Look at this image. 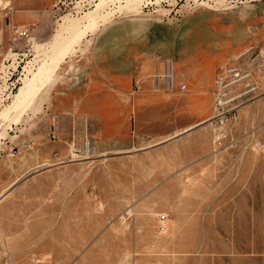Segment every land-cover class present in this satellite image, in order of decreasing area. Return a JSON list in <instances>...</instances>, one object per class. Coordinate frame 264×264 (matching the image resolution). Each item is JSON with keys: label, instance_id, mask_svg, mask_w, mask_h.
Returning <instances> with one entry per match:
<instances>
[{"label": "rangeland", "instance_id": "rangeland-1", "mask_svg": "<svg viewBox=\"0 0 264 264\" xmlns=\"http://www.w3.org/2000/svg\"><path fill=\"white\" fill-rule=\"evenodd\" d=\"M78 1L0 0V264H264V0L103 1L74 37Z\"/></svg>", "mask_w": 264, "mask_h": 264}, {"label": "built area", "instance_id": "built-area-1", "mask_svg": "<svg viewBox=\"0 0 264 264\" xmlns=\"http://www.w3.org/2000/svg\"><path fill=\"white\" fill-rule=\"evenodd\" d=\"M98 0H79V8L76 9L77 12H82V10H87L96 4ZM17 32L22 35L25 33L24 29H19ZM249 50L240 53L235 57L234 62L231 65H225L220 67L214 83H215V98L217 101L218 107L221 105L227 104L234 99H239L243 95L253 94L258 90V85L255 83V71L253 67H259L255 61V58L252 55L244 57ZM264 66V64H263ZM243 81H248L247 89L243 92H238L236 96H233L231 99H226L225 96L230 91L232 85H238ZM154 88L157 91L164 92H174L176 90H185L187 88V83L178 82L176 73H175V63L172 59L167 58L163 60V71L155 75ZM240 86V85H239ZM251 96L248 101L253 100L256 96ZM243 103V102H242ZM238 103V105L242 104ZM238 107V106H237ZM235 108H232L231 111H235ZM256 143V142H255ZM160 228L165 230L166 228V215H160Z\"/></svg>", "mask_w": 264, "mask_h": 264}, {"label": "bare ground", "instance_id": "bare-ground-1", "mask_svg": "<svg viewBox=\"0 0 264 264\" xmlns=\"http://www.w3.org/2000/svg\"><path fill=\"white\" fill-rule=\"evenodd\" d=\"M103 1L106 3H110L113 2L114 0H99L98 2H96L95 6L97 5V7L93 10H91L90 12H92V14H90V16H88L87 12L85 15L83 16L84 19L82 20H72L69 22V26L71 28V32H72V36L75 37V35L79 34L82 31L83 27H89L91 25H96L100 20H102L104 23H106L107 18L104 17V15L99 14V9L100 7H103ZM123 1V5H121L120 11H122V8H127L131 11H139L140 10V4L145 1V0H122ZM148 4V3H147ZM94 6V7H95ZM88 11V10H87ZM98 13H95V12ZM138 13V12H137ZM70 38H68V41L64 42V45L66 46L69 43ZM71 42V41H70ZM63 46V45H62ZM56 48V47H55ZM58 50V49H57ZM60 50V49H59ZM56 51V50H55ZM53 61H51V64H53ZM50 64V65H51ZM50 67V66H48ZM46 68L45 70L48 72L49 68ZM54 68V67H53ZM52 68V69H53ZM51 69V68H50ZM44 70L41 71H37V72H33V77H29L25 80L24 85L20 88V90L15 94L14 99H13V105L15 107H18L19 105H21L22 103H28L30 100V95L32 90L34 89V82L33 79L36 77V75L43 73ZM51 72V71H50ZM27 100V101H25ZM25 101V102H24ZM11 106V104L9 105V107ZM24 107V106H23ZM8 110V105L7 108H4L0 114L3 113V111H7ZM21 111V110H20ZM19 111V113H20ZM218 137V136H217ZM255 147H259L260 143L256 142Z\"/></svg>", "mask_w": 264, "mask_h": 264}, {"label": "crops", "instance_id": "crops-1", "mask_svg": "<svg viewBox=\"0 0 264 264\" xmlns=\"http://www.w3.org/2000/svg\"><path fill=\"white\" fill-rule=\"evenodd\" d=\"M206 119H207V118H206ZM200 123H201V122H198V123H196V124H192V125H190L188 128L184 129V130L182 131V133L185 132V130H186V131H190V130L196 128L197 125H199ZM182 133H179L178 135H174L173 137L176 138V137L180 136V134H182Z\"/></svg>", "mask_w": 264, "mask_h": 264}]
</instances>
